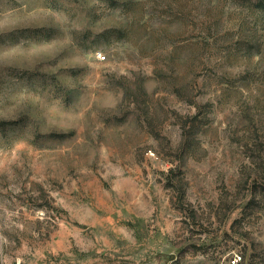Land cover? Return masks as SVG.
I'll return each instance as SVG.
<instances>
[{"label":"rangeland","instance_id":"374dc122","mask_svg":"<svg viewBox=\"0 0 264 264\" xmlns=\"http://www.w3.org/2000/svg\"><path fill=\"white\" fill-rule=\"evenodd\" d=\"M234 254L264 264V0H0V264Z\"/></svg>","mask_w":264,"mask_h":264},{"label":"built area","instance_id":"2783aa9c","mask_svg":"<svg viewBox=\"0 0 264 264\" xmlns=\"http://www.w3.org/2000/svg\"><path fill=\"white\" fill-rule=\"evenodd\" d=\"M101 60L105 59L104 55H100L99 56ZM241 259V256H239L238 254H234L231 259H230V263L231 264H237L239 262V260Z\"/></svg>","mask_w":264,"mask_h":264}]
</instances>
